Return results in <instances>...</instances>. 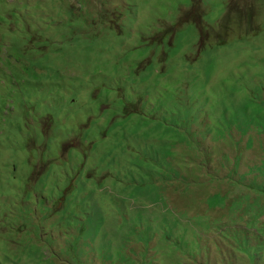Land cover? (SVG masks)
I'll return each mask as SVG.
<instances>
[{
    "label": "rangeland",
    "instance_id": "1",
    "mask_svg": "<svg viewBox=\"0 0 264 264\" xmlns=\"http://www.w3.org/2000/svg\"><path fill=\"white\" fill-rule=\"evenodd\" d=\"M8 1L17 10L0 25V75L8 73L0 92L13 90L6 99L0 93V205L25 195L41 202L42 188L51 203L62 202L47 220L0 215V264L14 256L20 264H169L159 249L167 245L172 264H264V0ZM47 75L56 80L44 97L55 96L44 103ZM138 123L155 134L134 141L130 153L141 163L158 159L154 182L147 177L135 190L113 174L95 190L98 199L54 190L82 154L92 159L95 146L126 144ZM71 132L79 146L68 149ZM98 174L83 179L86 192ZM82 198L97 203L92 216H104L108 233L117 221L126 228L120 241L107 239L105 260L92 253L99 239L84 249L68 238L84 221L71 214ZM82 226L95 233L96 225ZM65 235L79 248L70 258Z\"/></svg>",
    "mask_w": 264,
    "mask_h": 264
},
{
    "label": "trees",
    "instance_id": "2",
    "mask_svg": "<svg viewBox=\"0 0 264 264\" xmlns=\"http://www.w3.org/2000/svg\"><path fill=\"white\" fill-rule=\"evenodd\" d=\"M16 10L17 9L15 7H12L11 3L8 0H0V25L5 23L9 18L15 17ZM243 12L244 11L241 10V15L239 16V18L242 17ZM231 13H233V11H231ZM25 41L23 43H25ZM16 43L17 42H15L14 44H16ZM28 44L29 43L27 41V46L22 44V47H24L26 49L28 47ZM32 44L33 43H31V46H32ZM65 54H63V57L59 58V59H61L60 61H66ZM28 58L31 61L33 60L32 56L28 57ZM47 61H49V60L47 59ZM38 65H39V63H36V66H38ZM56 71L59 72L58 70H56ZM2 72H3V74L0 75V83H1V81H4L6 76L8 75V73H6L4 70H2ZM46 77L48 79L47 80L43 79L45 81V84L42 85V90L40 91V100L44 103L46 101H48L49 98H51L52 96H55V94H52L49 96V98L44 97V95H45L44 93L49 92L54 87V83L56 80V76L47 75ZM1 92H2V94L5 92L4 96H2V94L0 95V97L2 96V98H4V99H6L8 97V95L13 94V90L8 88L7 86H5V87L3 86V89H1ZM67 115H68L67 109L65 108L64 116L62 119H60V121H65V119L67 118ZM47 116L49 118L51 117L50 115H47ZM47 121L48 122L46 125L45 133H48L50 130L51 118ZM189 122H192V121L189 120ZM136 126H137L136 128L128 130V135L125 134V135L129 136L130 138H133V139L126 141V144H124L123 141H125L127 139H125L123 141L118 140V141H116V143L114 141V143L109 146L110 147L109 150L106 152L103 151L99 146H95L94 156L92 157V159L89 158L86 154H82L81 160L78 161L75 168L72 169L71 172L66 171L67 175L65 176V183H66L65 186L62 188L58 184L53 185L54 190L60 189L62 192L64 190L68 189V192L74 191L76 196L77 195H83L85 197L88 196L91 199L93 197L95 199H98V196H97V193L95 192V190H99V191L103 190L101 188V186H99V185H102V182L104 180H107L113 174L117 175L116 178L118 180L124 179V180L131 181L133 184L136 185L135 190L136 189L140 190L139 186L144 185L143 180L147 177H150L154 182L155 176H153V174H156L157 172H159L156 170L154 163H156L158 159L154 160L151 164L141 163V162H139L141 160V158L133 157V154L130 153L134 149V147H133L134 141H137L138 139L142 140L143 138L153 140V139H151V137H153L155 134L154 128H152V130H150L148 132L142 133L140 131L141 124L138 123V125H136ZM142 126H145V123H142ZM64 134H63V136H64ZM118 137H119V133H118ZM118 137H117V139H118ZM65 139H66V136L63 138V140H65ZM117 139H115V140H117ZM60 141H61V139H60ZM63 145L64 144H62L61 149H64ZM150 149H151L150 146L146 145L145 150H146L147 154H148V151ZM164 149L165 148H163V151H161V156L162 157H170V151L168 152V154H166V150H164ZM65 155H66V153H65ZM65 155L61 158L63 159L65 157ZM71 159H74V160L77 159L78 160L79 157L77 155L75 157H72ZM178 159L181 162H184V160H185V158H182V157H179ZM144 166L146 168H148V170H146L144 168ZM97 168L99 169V174H98L99 179H98V181H96L97 183L95 185H92L93 189L91 190L90 193H88L85 191L87 189V188L85 189V187H87V186L84 183L83 179H86L88 181L90 179L91 180L94 179L95 171ZM179 168L180 167L178 166V169ZM154 170H156V171H154ZM179 171L181 173L180 169H179ZM60 175L62 176V173H60ZM30 182L34 183V181H32L31 178H30ZM155 182H157V181H155ZM75 187H77V189H75ZM116 188H117V186H116ZM46 190H48V189L42 188L41 192H39L40 193L39 197H41L42 200H41V202H38V203H34L30 198L27 197V195H25V196H23V199L21 198L20 201L17 203L12 202V203H10V206L9 205H3L5 208H2L1 207L2 204H1L0 205V215L5 216L6 213L9 212V215L12 216L13 213L16 212L18 214V215H16L18 218V221L23 222V221H26L32 215L35 216L36 214H40L44 218V220H47V217H51L53 215V212L55 211V207L58 204V202H62V201H57L54 204L51 203L50 201L52 198L51 197L46 198V195H45V193H47V192L51 193V192L49 190L48 191H46ZM154 191H155V189L152 188L148 191H144V194H151ZM140 193H142V192H139V193L136 192L133 197L136 198L137 195H140ZM101 196H102V199L103 198L107 199V195L106 194L102 195V192H101ZM0 199L4 200V197L1 194H0ZM91 199L88 200V198L87 199L82 198V201L80 202V204L79 205L76 204L73 207L74 212H71V210H70L72 216H74L76 219L84 220V221L80 222L81 223L80 227L73 228V225L69 224V222L67 221L66 222L67 225L64 226V228H66V229L73 228L77 231V236L73 235V234H69L68 238L78 237L80 240H82L85 243L84 249L89 248L90 244L92 246H95V241L99 239L100 242H102V246H101L102 248L101 247H98V248L95 247L92 249V253L94 254L95 259L98 257L99 258L98 261H102V259L105 260L103 253H106L107 245H108V249H109V247H112L113 241L109 240L107 242V239L114 237V239H115L114 241H120L121 237H124L125 235L124 234L119 235L118 233L122 232L123 230L126 231V228L122 227V225L119 223V221H117V222H114V226L111 229H109V233H108L104 227L105 226L104 216H102V215L92 216V212H94L95 209H97L95 207L97 203H95L94 201H91ZM66 212H67V210H66ZM25 215L28 216L27 219H24ZM141 217L142 216L140 215V218ZM144 217H145V214H144ZM140 218H139V220H140ZM146 219H148V222H151L150 218H146ZM165 220H166V222H169L168 217L165 218ZM85 223H88L89 225H91V224L96 225L95 233H91V234L84 233L83 234L82 224L85 225ZM148 229H154V226L151 225V227H149ZM20 231H21V227H18L15 230H13V235H10V237H9L10 242L16 241V237L14 236V234L20 233ZM88 231L90 232L91 228L88 227ZM107 234L109 235V237L107 236ZM64 242L66 245V248L64 249L66 251V256H68L70 258L71 254L76 255L78 252V249H79L77 243L73 242L72 240L67 239L66 235L64 237ZM143 242L146 246H148V243L146 241H142L139 243H143ZM167 246L168 247H162V248L159 247L160 250L164 251V254L160 258L165 260L167 263L172 264L173 259L176 258V254L173 252V249L169 248L172 245H167ZM109 251H110V249H109ZM101 252H103L102 255H101ZM110 253H111V258H113L112 257L113 251ZM82 254L83 253L80 252L78 257L82 256ZM42 255L44 257H47L43 254V251H42ZM117 255L119 257L118 253H117ZM14 258L15 259L12 258V260H8L7 264H20L17 261V257L14 256ZM57 259L61 262H65L66 258L57 256ZM81 259L82 258H80V262H81ZM40 260H43V259L40 257ZM93 261L94 260L90 259L86 263L81 262V264H94Z\"/></svg>",
    "mask_w": 264,
    "mask_h": 264
},
{
    "label": "clouds",
    "instance_id": "3",
    "mask_svg": "<svg viewBox=\"0 0 264 264\" xmlns=\"http://www.w3.org/2000/svg\"><path fill=\"white\" fill-rule=\"evenodd\" d=\"M235 13H237L239 16L241 15V13L238 11V10H235L234 12H233V15L235 14ZM248 33V32H247ZM254 46H257L256 44H254ZM257 53H259V52H257ZM72 133L73 132H71L70 133V136L72 135ZM72 137V140H71V142H72V146H70L68 149H70V148H76V146L78 145L79 146V144H78V142L76 141V139L73 137V136H71ZM68 142H70V141H68ZM65 143H67V142H65ZM65 143H64V145H63V153H61L60 152V155H59V157H63L64 155H65V153L67 152V150L68 149H65ZM86 144V143H85ZM90 144H92L93 145V142H91ZM88 145V144H87ZM83 146V145H82ZM81 146V147H82ZM91 147V146H90ZM92 148V147H91ZM61 151H62V149H61Z\"/></svg>",
    "mask_w": 264,
    "mask_h": 264
}]
</instances>
